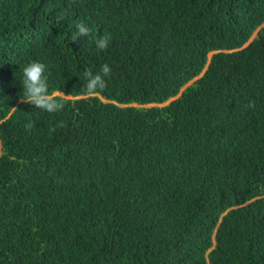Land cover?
Instances as JSON below:
<instances>
[{"label": "trees", "instance_id": "1", "mask_svg": "<svg viewBox=\"0 0 264 264\" xmlns=\"http://www.w3.org/2000/svg\"><path fill=\"white\" fill-rule=\"evenodd\" d=\"M0 264H264V0H0Z\"/></svg>", "mask_w": 264, "mask_h": 264}, {"label": "clouds", "instance_id": "2", "mask_svg": "<svg viewBox=\"0 0 264 264\" xmlns=\"http://www.w3.org/2000/svg\"><path fill=\"white\" fill-rule=\"evenodd\" d=\"M91 28L88 24L81 22L76 25V32L72 35V41L89 36ZM111 35H104L96 39L97 50L106 51L111 44ZM112 69L109 64H103L98 71L86 69L83 76V94L87 97H95L107 87V79ZM19 77L23 88L24 100L33 105L35 109L46 113L55 114L61 112L65 105L57 99V92L50 90L47 76V65L39 60L29 61L20 71Z\"/></svg>", "mask_w": 264, "mask_h": 264}, {"label": "water", "instance_id": "3", "mask_svg": "<svg viewBox=\"0 0 264 264\" xmlns=\"http://www.w3.org/2000/svg\"><path fill=\"white\" fill-rule=\"evenodd\" d=\"M260 28V27H259ZM256 35V31L252 34V36L250 37V39L248 40V42L245 44V45H247L253 38H254V36ZM244 45V46H245ZM214 53V51H212V52H210L209 53V57L212 55ZM151 105H154L153 103H151V104H147L146 106H151Z\"/></svg>", "mask_w": 264, "mask_h": 264}]
</instances>
